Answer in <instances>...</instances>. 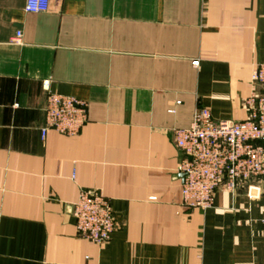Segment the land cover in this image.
Returning a JSON list of instances; mask_svg holds the SVG:
<instances>
[{
    "label": "crops",
    "instance_id": "1",
    "mask_svg": "<svg viewBox=\"0 0 264 264\" xmlns=\"http://www.w3.org/2000/svg\"><path fill=\"white\" fill-rule=\"evenodd\" d=\"M0 0V264H264V199L220 189L182 202L176 128L198 107L243 120L264 63V0ZM49 91L88 104L42 139ZM81 190L116 228L78 235Z\"/></svg>",
    "mask_w": 264,
    "mask_h": 264
},
{
    "label": "built area",
    "instance_id": "2",
    "mask_svg": "<svg viewBox=\"0 0 264 264\" xmlns=\"http://www.w3.org/2000/svg\"><path fill=\"white\" fill-rule=\"evenodd\" d=\"M50 0H26L28 12H46ZM252 82L255 90L245 100L248 116L243 120H219L206 107H198L189 127L176 128L174 140L181 153L182 202L189 209L212 207L215 193L234 192L247 185L251 197L264 199V63L257 66ZM42 139L48 131L61 135L78 134L88 122V104L75 96L49 91ZM78 235L94 243L111 239L116 228L109 198L99 190H81L72 206ZM262 222L264 223V209Z\"/></svg>",
    "mask_w": 264,
    "mask_h": 264
}]
</instances>
